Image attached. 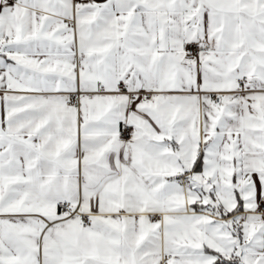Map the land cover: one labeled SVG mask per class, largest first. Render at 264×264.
I'll return each instance as SVG.
<instances>
[{"label":"snow or ice","instance_id":"6c2138e0","mask_svg":"<svg viewBox=\"0 0 264 264\" xmlns=\"http://www.w3.org/2000/svg\"><path fill=\"white\" fill-rule=\"evenodd\" d=\"M0 264H264V0H0Z\"/></svg>","mask_w":264,"mask_h":264}]
</instances>
